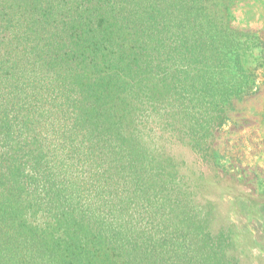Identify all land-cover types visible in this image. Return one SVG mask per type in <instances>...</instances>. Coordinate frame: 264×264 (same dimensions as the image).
<instances>
[{
    "label": "trees",
    "instance_id": "1",
    "mask_svg": "<svg viewBox=\"0 0 264 264\" xmlns=\"http://www.w3.org/2000/svg\"><path fill=\"white\" fill-rule=\"evenodd\" d=\"M228 0H0V264H243L216 148L264 38Z\"/></svg>",
    "mask_w": 264,
    "mask_h": 264
},
{
    "label": "rangeland",
    "instance_id": "2",
    "mask_svg": "<svg viewBox=\"0 0 264 264\" xmlns=\"http://www.w3.org/2000/svg\"><path fill=\"white\" fill-rule=\"evenodd\" d=\"M228 2L232 27L264 38V0ZM215 145L227 159V184H234L236 191L221 198L213 229L235 224L236 254L242 263L264 264V69L258 71L257 92L236 104Z\"/></svg>",
    "mask_w": 264,
    "mask_h": 264
}]
</instances>
